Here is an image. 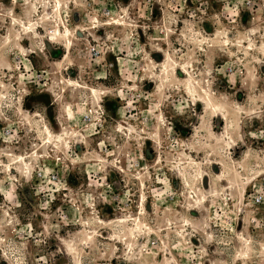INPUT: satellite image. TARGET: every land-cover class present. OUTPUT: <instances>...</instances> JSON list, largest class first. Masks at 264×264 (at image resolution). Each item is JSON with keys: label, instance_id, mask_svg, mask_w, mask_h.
Listing matches in <instances>:
<instances>
[{"label": "rangeland", "instance_id": "1", "mask_svg": "<svg viewBox=\"0 0 264 264\" xmlns=\"http://www.w3.org/2000/svg\"><path fill=\"white\" fill-rule=\"evenodd\" d=\"M0 264H264V0H0Z\"/></svg>", "mask_w": 264, "mask_h": 264}, {"label": "built area", "instance_id": "2", "mask_svg": "<svg viewBox=\"0 0 264 264\" xmlns=\"http://www.w3.org/2000/svg\"><path fill=\"white\" fill-rule=\"evenodd\" d=\"M254 201H256V202H257V201H258V199L255 197V198H254Z\"/></svg>", "mask_w": 264, "mask_h": 264}, {"label": "bare ground", "instance_id": "3", "mask_svg": "<svg viewBox=\"0 0 264 264\" xmlns=\"http://www.w3.org/2000/svg\"><path fill=\"white\" fill-rule=\"evenodd\" d=\"M59 6V5H58ZM56 35H58V34H56ZM48 135V134H47Z\"/></svg>", "mask_w": 264, "mask_h": 264}]
</instances>
